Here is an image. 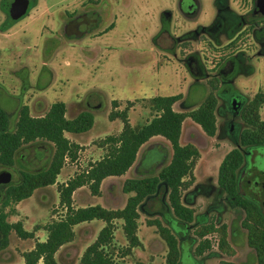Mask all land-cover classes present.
Segmentation results:
<instances>
[{
  "label": "rangeland",
  "instance_id": "374dc122",
  "mask_svg": "<svg viewBox=\"0 0 264 264\" xmlns=\"http://www.w3.org/2000/svg\"><path fill=\"white\" fill-rule=\"evenodd\" d=\"M95 1L33 0L26 14L15 21L6 19L0 4V106L11 115L12 123L20 106L26 105L32 116H42L56 101L65 103L67 118L83 110L94 116L88 131L64 133L80 148L74 160L65 159L55 183L36 188L28 198L4 207L8 222L20 221L28 231L39 228L32 238H21L11 231L6 247L0 249V264H24L22 253L32 248L36 240H44L45 224L64 213L58 187L89 162L102 157L106 152V145L100 143L102 139L121 129L119 118L109 121L110 111L121 110L132 102L127 115L132 127L138 129L152 116L151 97L181 93L183 106L176 102L173 108L183 111L194 108L211 91L217 96L215 134L206 135L188 117L182 123L180 142L194 144L199 157L192 174L185 178L188 187L182 190V203L193 208L194 219L188 224L186 235L179 238L181 247L184 244L181 264H257L246 243V230L240 227L242 213L227 204V185H219L229 184V170L224 171L226 176L219 173L223 159L232 155L239 130L251 128L237 113L243 100L253 103L250 108L254 115L249 117L264 121V99L254 100L258 91H264V48L260 50L253 29L247 26L254 20H247L254 0H228V6L247 19L238 28L225 25L213 34L194 30L216 20L214 0H182L181 5L179 0H109L110 14L99 26L76 38L70 37L72 30L65 32V36L64 23ZM195 2V11L186 13ZM84 28L83 23L79 31ZM235 94V108L229 110L228 99ZM112 100H116V108ZM171 152L165 138L151 137L139 148L135 162L124 176L102 181L100 197L95 201L88 186L77 188L74 206L100 203L106 208L123 207L129 196L122 191L125 179L156 175L168 163ZM43 163L33 159L30 168H39ZM23 166L16 162L13 170L7 168L12 174L11 183L18 177L16 170ZM258 168L264 170L263 159ZM198 185L205 188L200 191ZM239 188L246 192L243 185ZM158 200L167 203V193L162 188L139 209L137 235L144 247L135 248L124 259L129 264L164 263L167 247L155 227L146 223L147 219L157 218L169 225L164 217L165 207H160ZM1 202L0 199V208ZM168 211V218L175 220ZM203 220L229 225L232 255L218 250L216 234L208 235L212 240L209 251L194 255L197 239L193 232ZM102 224L98 219L77 224L73 239L55 253L57 264H79L84 248L94 240ZM115 224L110 251L126 244L120 222Z\"/></svg>",
  "mask_w": 264,
  "mask_h": 264
},
{
  "label": "trees",
  "instance_id": "16d2710c",
  "mask_svg": "<svg viewBox=\"0 0 264 264\" xmlns=\"http://www.w3.org/2000/svg\"><path fill=\"white\" fill-rule=\"evenodd\" d=\"M214 3L218 11L216 20L208 26H199L194 33L206 31L213 34L225 25H236L237 27L247 19L234 12L228 6V0H214ZM249 14L247 20H254L247 26L253 29V34L256 32L259 34L258 41L262 43L261 50L264 48V16L253 13V9ZM182 97L181 93L151 97L152 116L138 129L132 127L127 115L128 106L132 102H128L127 106L121 110L109 112L110 120L120 119L122 125L120 131L102 139L100 143L106 145V152L101 158L89 162L84 169L58 187L59 203L64 207V213L59 218L45 224L46 237L44 240H36L32 248L22 253L24 264H57L55 253L63 244L73 239L75 234L73 227L94 219L101 220L104 224L95 239L84 248L79 264H127L122 258L129 255L133 247H141L137 235L139 209H142L145 201L156 197L161 188L162 192L167 193V203L161 200H158V203L160 207H165L164 217L169 225L163 224L157 218L147 219L146 223L155 227L157 234L167 247L163 264H181L184 244L182 243L181 247L179 238L186 235L188 224L194 219L193 208L182 203V190L188 187L189 182L185 181V178L192 174L195 161L199 157V150L194 144L180 142L182 123L188 117L199 125L206 135L213 136L216 132L215 111L217 108V96L211 91L194 108L183 111L175 110L174 103L179 102L183 106ZM232 97H238V95L235 94ZM260 98L264 99V91H258L254 96V100ZM230 102L228 99L227 106L229 110H233ZM112 104L114 108L117 107L116 100H112ZM252 104L243 100L237 111L240 119L248 123L251 128L239 130L237 144L232 150V155L230 158L223 159L219 173V176L221 174L226 176L224 171L229 170V184L224 183L225 179H223L224 184L219 182V185L220 187L227 185L224 188L227 191L225 200L231 208L241 211L240 227L246 230V243L253 250L256 263L264 264V214L257 208L254 201L241 194L237 187V170L243 163L245 152L253 148L264 147V121L259 122L249 117L250 114L254 115L253 109L250 108ZM65 111L66 106L63 101L53 102L42 116L30 115L28 107L22 105L12 123L11 115L0 106V165H10L15 150L21 144L44 140L52 147V156L45 168L22 172L21 181L9 186L5 191L0 208V249L6 247L11 231L21 238H32L34 231L39 228L28 231L23 228L20 221L8 222L6 220L8 213L4 211V207L11 202L17 203L28 198L36 188L54 184L65 159L74 160L80 148L64 133H83L93 125L94 116L90 111H80L73 118H67ZM156 135L169 142L171 157L156 175L125 179L122 191L129 196L123 207L109 209L99 204L84 207L73 206L72 193L77 188L88 186L92 195H100L102 180L108 176L123 175L135 162L139 148ZM200 188L205 187L198 185L197 189L200 190ZM206 192L205 190L204 193ZM167 208L171 210L175 220L168 218L170 213ZM117 220H121L126 245L110 251L109 245L114 238L115 221ZM203 221L193 232L197 239L193 250L194 255L202 256L212 248L209 234L217 235L219 251L232 255L234 251L229 242V225L225 223L217 225L212 221ZM136 264L142 263L137 262ZM220 264L237 263L221 261Z\"/></svg>",
  "mask_w": 264,
  "mask_h": 264
},
{
  "label": "flooded vegetation",
  "instance_id": "af4514ba",
  "mask_svg": "<svg viewBox=\"0 0 264 264\" xmlns=\"http://www.w3.org/2000/svg\"><path fill=\"white\" fill-rule=\"evenodd\" d=\"M32 1L33 0H29V4ZM3 3L4 0H0L1 8L6 16V19L15 21L24 16L23 15L18 19H12L9 15L8 6H5ZM181 4H182V0H179V5ZM254 4H255V0H254ZM188 9L190 10V12H186V13L194 12L196 9V2L194 4H191L188 7ZM252 9H253V13H255L254 5ZM109 14H110L109 0H96L95 3H93V6H89L86 8V10L77 11L76 13L72 14V16L64 23L63 32L65 36H68L67 35L68 31L72 30L74 31V33L73 35H70V37L76 38V36L80 35L76 32L79 31V28L82 26L83 23L85 25L84 29H86L83 32H88L89 30H91V28L99 26L102 20ZM253 36L256 39L258 45L262 46V43L258 41L259 34L256 32L253 34ZM233 98L235 100V97H231L230 100L231 101L230 105L232 108H234L235 106L232 100ZM49 145L50 144L44 140H35L21 144L14 152L12 163L10 165L7 164L0 165L2 167L0 172L7 171L10 174L9 180H3V178L0 177L1 200H3L5 191L9 188V186L15 185L21 181L22 172L37 171L45 168L48 165L52 156V148ZM33 159L37 161L43 160L44 163L39 168H30L32 166L31 164ZM262 159L264 160V147L253 148L245 152L243 157V163L237 170V187L239 188L240 185H243L246 188V192H241L239 188L241 194L253 200L257 208L264 214V170L258 168L260 167ZM16 162L25 165V167L23 166L18 168V170H16L18 177L15 180V182L11 183L10 180L12 174L7 168L13 170V166Z\"/></svg>",
  "mask_w": 264,
  "mask_h": 264
},
{
  "label": "water",
  "instance_id": "95a60500",
  "mask_svg": "<svg viewBox=\"0 0 264 264\" xmlns=\"http://www.w3.org/2000/svg\"><path fill=\"white\" fill-rule=\"evenodd\" d=\"M8 6L9 15L12 19H18L27 12L29 6V0H4L3 3ZM254 12L264 14V0H255ZM83 31H77L76 33L81 34ZM0 177L3 180H9L10 174L7 171L0 172Z\"/></svg>",
  "mask_w": 264,
  "mask_h": 264
},
{
  "label": "crops",
  "instance_id": "0c3cea01",
  "mask_svg": "<svg viewBox=\"0 0 264 264\" xmlns=\"http://www.w3.org/2000/svg\"><path fill=\"white\" fill-rule=\"evenodd\" d=\"M197 8H198V6H197ZM109 121H110V122H113V121H111V120H109ZM130 124H131V123H130ZM119 131H120V130H119ZM100 158H101V157H100ZM127 171H128V170H127ZM120 176L122 177V176H124V174H123V175H120ZM112 177H114V176H108V177L104 178L102 181H105L106 179H109V178H112ZM101 183H102V182H101ZM101 190H102V188L100 187V191H101ZM75 191H76V190H75ZM75 191L72 193V204H73V197H74L73 195H74ZM123 193H124V192H123ZM93 196H96L95 199H94V201L96 200L97 197H98V198L100 197V195H93ZM127 197H128V196H127ZM89 202H93V201H89ZM89 202H88V203H89ZM97 204L101 205L100 203H97ZM87 205H89V204H87ZM87 205H86V206H87ZM92 205H94V204H92ZM73 206H74V204H73ZM101 206H103V205H101ZM74 207H80V206H74ZM83 207H84V206H83ZM103 207H104V206H103ZM105 208H106V207H105ZM109 209H113V208H109ZM91 221H92V220H91ZM118 221L120 222V225H121V220H118ZM138 221H139V220H138ZM88 222H90V221H88ZM82 223H83V222H82ZM79 224H80V223H79ZM103 224H104V222H103ZM103 224H102V226H103ZM75 226H76V225H75ZM75 226H74V227H75ZM102 226H101V227H102ZM148 226H149V225H148ZM74 227H73V229H74ZM101 227H100V228H101ZM138 229H139V223H138ZM138 229H137V233H138ZM98 231H99V230H98ZM97 233H98V232H97ZM95 237H96V236H95ZM138 238H139V237H138ZM94 239H95V238H94ZM113 239H114V238H113ZM124 239H125V238H124ZM139 240H140V238H139ZM112 242H113V241H112ZM112 242H111V244H112ZM140 242H141V247H133V248L131 249V253H130L129 255H127V256H130L132 253H134V252H135V248H140V249H142V248L144 247V246H143V243H142L141 240H140ZM125 243H126V240H125ZM111 244H110V245H111ZM110 245H109V247H110ZM125 245H126V244H125ZM125 245H124V246H125ZM119 248H120V247H119ZM117 249H118V248H117ZM115 250H116V249H114V251H115ZM127 256L123 257L122 260L125 261L124 259H125ZM125 262H126V261H125ZM138 262H139V261H138ZM126 263H127V262H126ZM127 264H129V263H127ZM142 264H143V263H142ZM144 264H145V263H144Z\"/></svg>",
  "mask_w": 264,
  "mask_h": 264
}]
</instances>
